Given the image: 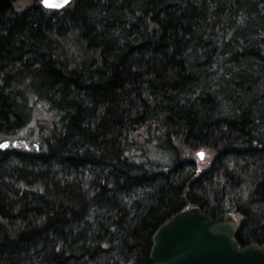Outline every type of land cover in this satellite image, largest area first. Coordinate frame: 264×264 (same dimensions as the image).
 <instances>
[{
    "label": "trees",
    "instance_id": "obj_1",
    "mask_svg": "<svg viewBox=\"0 0 264 264\" xmlns=\"http://www.w3.org/2000/svg\"><path fill=\"white\" fill-rule=\"evenodd\" d=\"M5 141L0 264H151L193 207L264 246V0L0 10Z\"/></svg>",
    "mask_w": 264,
    "mask_h": 264
},
{
    "label": "water",
    "instance_id": "obj_2",
    "mask_svg": "<svg viewBox=\"0 0 264 264\" xmlns=\"http://www.w3.org/2000/svg\"><path fill=\"white\" fill-rule=\"evenodd\" d=\"M70 2L48 0L59 7H46L40 0L41 6L51 10L62 9ZM12 3L13 0H0V10L12 7ZM7 144L2 143L0 148ZM236 230L237 221L230 213L211 218L196 207L182 210L154 231L149 261L151 264H264V246L239 247Z\"/></svg>",
    "mask_w": 264,
    "mask_h": 264
},
{
    "label": "rangeland",
    "instance_id": "obj_3",
    "mask_svg": "<svg viewBox=\"0 0 264 264\" xmlns=\"http://www.w3.org/2000/svg\"><path fill=\"white\" fill-rule=\"evenodd\" d=\"M35 0H15L14 1V5H13V7L17 10V9H22V8H24V7H26V6H28V5H30L31 3H33ZM39 3H40V0H39ZM8 146V145H7ZM198 152H202L203 153V156L201 157V158H199L198 156H197V153ZM198 152H196V154H195V156L197 157V159H199L200 161H203L204 160V158H205V160H206V154H205V152L204 151H198Z\"/></svg>",
    "mask_w": 264,
    "mask_h": 264
},
{
    "label": "snow or ice",
    "instance_id": "obj_4",
    "mask_svg": "<svg viewBox=\"0 0 264 264\" xmlns=\"http://www.w3.org/2000/svg\"><path fill=\"white\" fill-rule=\"evenodd\" d=\"M42 2L45 4L46 7H59V5H52L48 3V0H42ZM63 2L66 4L68 3V0H63ZM201 157L203 156V153H198Z\"/></svg>",
    "mask_w": 264,
    "mask_h": 264
},
{
    "label": "bare ground",
    "instance_id": "obj_5",
    "mask_svg": "<svg viewBox=\"0 0 264 264\" xmlns=\"http://www.w3.org/2000/svg\"><path fill=\"white\" fill-rule=\"evenodd\" d=\"M16 144V143H15Z\"/></svg>",
    "mask_w": 264,
    "mask_h": 264
},
{
    "label": "flooded vegetation",
    "instance_id": "obj_6",
    "mask_svg": "<svg viewBox=\"0 0 264 264\" xmlns=\"http://www.w3.org/2000/svg\"><path fill=\"white\" fill-rule=\"evenodd\" d=\"M14 1V0H13Z\"/></svg>",
    "mask_w": 264,
    "mask_h": 264
}]
</instances>
